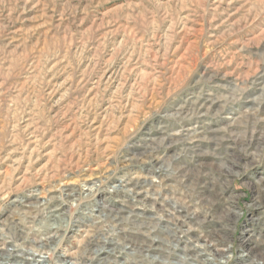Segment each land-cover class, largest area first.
<instances>
[{
    "label": "rangeland",
    "instance_id": "1",
    "mask_svg": "<svg viewBox=\"0 0 264 264\" xmlns=\"http://www.w3.org/2000/svg\"><path fill=\"white\" fill-rule=\"evenodd\" d=\"M145 148L144 177L183 193L161 217L194 213L216 257L247 217L264 242V0H0V198L116 183Z\"/></svg>",
    "mask_w": 264,
    "mask_h": 264
},
{
    "label": "built area",
    "instance_id": "2",
    "mask_svg": "<svg viewBox=\"0 0 264 264\" xmlns=\"http://www.w3.org/2000/svg\"><path fill=\"white\" fill-rule=\"evenodd\" d=\"M147 149L149 148L143 149V153L140 154L144 155ZM154 150L152 152L158 160L148 158L145 155L140 156L139 159L135 154L136 152L124 156L123 162H129L128 166L131 167L128 173L124 174V177L116 183L103 185L90 180L86 181L83 186L67 185L56 192L46 190L44 187L30 190V193L27 194L12 195L11 197L7 195V192L4 197L0 198L1 200L9 197L4 204H0V214L5 215H0L2 216L0 217V252L11 253L14 251L12 248L16 249L15 253H23L24 255H30L31 252V254L36 255L35 257H40L39 260L42 264H84L81 260H85L88 264H112L113 261H119V264H251L252 256L250 254L245 256L248 249L255 251L256 257L258 252L264 250V242L260 236H255L256 229H254L253 223L255 219L252 217L246 218L248 228L245 234L247 239L243 243L244 247H240L236 252L235 250L232 251L231 246L222 245L226 242L225 239H222L223 241L219 242L217 247L224 250V255L217 257L207 252L206 249L195 246L194 238L205 236L207 231L205 228L201 229L191 224L184 226V229L177 234L178 240L172 242H168V234L164 230L147 236L148 239L146 238L147 234L143 232L132 233L131 235L127 232L129 239L139 241L147 239L143 245L150 246L145 253L137 252L139 243L124 241L121 239L122 237H116L114 240L116 243L110 244H105L104 240H101L107 237L109 233L108 228L103 223V216L111 210L118 211L126 205L138 206L147 210L145 211L147 214H156L157 217H160L167 210L164 204L170 203L171 206H179V199L182 198V194L177 189L176 195H170L172 189L169 182H171V178H165V170H160V176L164 178L160 179L158 184L144 177L145 171V174L148 175L156 172L147 169L154 168L161 159L160 151ZM128 158L131 160H125ZM143 159L145 160L142 161L143 164L140 163L142 164L140 167L134 163L135 160ZM130 178L132 180L139 179V188L137 185L124 186V180ZM93 183L94 185L90 189L89 186ZM165 184L169 186L166 190ZM151 185L154 187L150 188ZM69 189L76 192V196L71 199L62 198L61 192ZM137 191L138 193L141 191L142 195H137ZM164 195L166 196L164 197ZM50 196L58 197L56 202L64 208L63 213L62 211L56 212L59 216L55 218L49 216L47 213L49 210L42 212L38 207H32L30 213H24L23 209L28 207L19 203L20 201L35 203L47 200ZM147 197L151 198V202H157L161 207L159 205L156 208L146 206ZM184 198L186 199V196ZM171 202L176 203V205L171 204ZM17 208H19L20 213L15 212ZM143 209H139V211L142 212ZM151 209L154 212L150 211ZM99 210L103 211L99 212ZM56 222L57 224H55ZM9 223L14 227L12 230L8 225ZM219 226L221 225L210 219L207 229L209 232L210 229L212 232H219L223 237L222 232L226 230L224 229L226 226L221 228ZM132 229L133 232L138 230ZM147 231L151 230L148 229ZM251 237L254 239H250ZM179 245L182 247L177 248L174 252ZM123 247L126 250L122 254L120 250ZM97 250H100V256L95 254ZM28 262L34 263L35 260L31 259ZM0 264L2 263L0 262Z\"/></svg>",
    "mask_w": 264,
    "mask_h": 264
},
{
    "label": "bare ground",
    "instance_id": "3",
    "mask_svg": "<svg viewBox=\"0 0 264 264\" xmlns=\"http://www.w3.org/2000/svg\"><path fill=\"white\" fill-rule=\"evenodd\" d=\"M93 185L94 184H91L89 186L90 189L93 187ZM137 185L139 187L140 183H137ZM136 194L137 195H142V192L140 191L138 193V191H137ZM53 199L54 198H52V200ZM47 200H43V202L46 203ZM52 200L50 199L51 202H52ZM21 202H23V201H21ZM149 202H150V198L147 197L146 206H149L148 205ZM24 205L30 207V206H33L34 204L32 202H30V204L27 205L24 202ZM60 207H61V209L64 210V208L62 207V205L59 204V208H55V209L50 210V212L48 213L49 216L51 218L52 217L53 218L58 217L59 216V214H58L59 212L56 213L57 212L56 210H59ZM139 209H143V208H139L138 206L126 205V206H124L122 209H120L118 211H112L111 210L109 214L108 213L105 214V216H103L104 217L103 223L106 226V228H108V232L109 233H108V236L107 237L102 238L101 240H104L103 242L105 244H110V243H116V241H114L116 239V237H122L121 239H123L124 241H128L129 240L130 242H133L134 244H138L139 243V245H138V247L136 249L137 252L145 253L147 251V248L150 246V245H143V243H145L147 241V239H148L147 236L152 235V234H156V233H159V232H162L164 230L165 233L168 234V236H167L168 242H172L173 240H178L177 239V237H178L177 234L184 229L183 227L185 225H187L192 220H193V222H195V219H196V218H194L195 217L194 213L188 214L187 215V218H186V221L184 222V220H182L183 223H181V221L179 219H175L174 221L173 220H168V219H170L174 215H171L169 218H163L161 216L160 217L159 216L157 217L156 214H153V215L147 214L145 212L147 210H145V209H143L142 212H140ZM102 211L103 210H99V212H102ZM150 211L154 212L153 209H151ZM203 211L204 210H202V212ZM24 213H29V212L28 211H25ZM139 218H141V219H139ZM159 219H161V222H156V221H159ZM152 222H154V223H152ZM55 224H57V222ZM8 225L10 226V229L11 230L14 228L11 223H9ZM132 228H136L138 230L136 232H133V229ZM48 229L50 230L51 228H48ZM148 229L151 230V231H147ZM127 232H129L130 235L132 233L139 234V232H143V233L147 234L146 235V238L147 239L146 240H140V241L139 240H135V239H129V238H127L128 237V235L126 234ZM16 236H18V235H16ZM13 238H15V236H13ZM197 240H198V238H194L195 246L198 247V248L205 249L204 244L203 243H200L199 240L198 241ZM179 247H182V245L177 246L175 248L174 252ZM12 250H14V251H12L11 253L0 252V262L2 264H42V262L39 260L40 257H35L36 255L35 254H31V252H30V255H24L23 253H15L16 249H14V248H12ZM125 250H126L125 247L121 248L120 253L123 254V252ZM99 253H100V250H97L95 252V254L97 256H100ZM70 257L72 258L71 255H70ZM31 259H34L35 262L34 263L28 262ZM261 259H263V258H261ZM81 261L84 264H88L87 262H85V260H81ZM119 263H120L119 261H113L112 262V264H119Z\"/></svg>",
    "mask_w": 264,
    "mask_h": 264
}]
</instances>
